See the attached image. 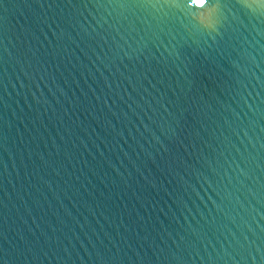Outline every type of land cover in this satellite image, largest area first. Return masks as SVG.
Instances as JSON below:
<instances>
[{
  "label": "water",
  "instance_id": "water-1",
  "mask_svg": "<svg viewBox=\"0 0 264 264\" xmlns=\"http://www.w3.org/2000/svg\"><path fill=\"white\" fill-rule=\"evenodd\" d=\"M0 264H264V0H0Z\"/></svg>",
  "mask_w": 264,
  "mask_h": 264
},
{
  "label": "snow or ice",
  "instance_id": "snow-or-ice-1",
  "mask_svg": "<svg viewBox=\"0 0 264 264\" xmlns=\"http://www.w3.org/2000/svg\"><path fill=\"white\" fill-rule=\"evenodd\" d=\"M194 3L198 7L200 13L206 14L210 8L211 0H194Z\"/></svg>",
  "mask_w": 264,
  "mask_h": 264
}]
</instances>
